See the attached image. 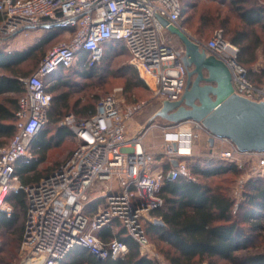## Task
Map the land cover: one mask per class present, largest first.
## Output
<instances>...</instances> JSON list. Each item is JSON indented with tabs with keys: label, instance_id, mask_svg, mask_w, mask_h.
<instances>
[{
	"label": "built area",
	"instance_id": "obj_1",
	"mask_svg": "<svg viewBox=\"0 0 264 264\" xmlns=\"http://www.w3.org/2000/svg\"><path fill=\"white\" fill-rule=\"evenodd\" d=\"M181 14L179 0H0V41L43 26L70 35L50 48L31 75L20 79L25 93L15 112L16 131L0 147V213L7 218L12 215L5 203L11 192L22 190L27 202L16 264H60L76 248L100 260L123 257L128 252L124 242L115 237L103 241L98 236L114 221L141 251H147L144 215L161 206L157 192L165 181L194 180L183 158L192 154L195 130L208 138L210 134L194 121L157 126L165 131L161 156L169 164L167 170L158 168L142 146L153 125L127 137L128 122L141 105L122 109L114 95L101 97L86 117L70 113L63 118L59 126L71 130L76 145L48 176L22 185L14 169L17 161L31 158L30 144L47 123L51 95L43 80L78 61L83 66L97 65L106 43L123 44L138 78L160 104L179 100L187 78L181 62L184 49L169 44L159 18L183 29ZM195 41L227 67L234 93L264 101V83L253 84L238 60V48L223 38L221 30L205 43ZM213 141L225 148L213 150L212 157L234 164L241 172L233 190L236 210L246 183L264 180V152H240L224 138Z\"/></svg>",
	"mask_w": 264,
	"mask_h": 264
},
{
	"label": "trees",
	"instance_id": "obj_2",
	"mask_svg": "<svg viewBox=\"0 0 264 264\" xmlns=\"http://www.w3.org/2000/svg\"><path fill=\"white\" fill-rule=\"evenodd\" d=\"M209 1L222 6L228 4L229 10L233 11L241 22V27L229 29L228 16L222 15L218 6L210 5L198 11V6L190 4L186 10L183 2L179 0L182 7L181 27L184 29L185 25L190 30L194 28L191 23L194 12L186 18L185 14L188 10L195 11V14H198V28L194 29V33L198 36H196L197 40L205 43L214 31L221 30L223 38L238 48V60L247 70L253 84L261 85L264 82L254 77L250 67L255 63L256 53L262 46V41L256 34L255 28L264 29V8L258 5L247 7L244 5L246 0ZM211 30L212 32L208 33ZM166 33L165 35H167ZM58 35L64 36V39L60 41H66L70 37L65 31L53 29L38 44L22 51L6 52L0 46V96H18H10L0 100V147L6 146L15 134V112L18 109L19 98L25 93V88L20 82L21 74L17 68L29 58L35 57L36 53L42 50L46 43ZM172 37L175 36L168 34L169 40ZM6 41L7 38L1 40V45H5ZM112 44L117 43L104 44V51L110 50ZM172 46L178 49L181 47V43L179 46ZM83 58L84 56H81L80 61ZM76 66L81 70L79 73L82 75L89 74V71L94 67L83 66L78 61L69 68L59 69L54 75L43 80L46 85V92L51 95V104L47 111V123H60L73 109L75 110L73 114L79 117H86L94 112L96 107L94 105L79 107V102H74L69 107L68 93L59 91V88L64 86L66 82L60 78H53L60 72ZM131 79L135 81L127 82L128 91L134 87L143 86L135 71L132 73ZM48 133L49 131L43 126L30 144L31 158H24L15 163V175L22 185L38 183L42 178L48 176L52 171L42 175L36 172L37 166L46 160L49 150L59 147L70 135L74 137L67 126L57 127L51 136H48ZM6 140H8L7 144H5ZM187 158H183V160L194 180L178 178L173 182H164L157 192L162 204L150 212L154 220H159L162 224L152 222L147 228L143 226L147 238L148 232L155 237L157 242L165 246L164 249H161V255L168 264H218L219 261L227 264H264V236L256 245L249 233L240 227V223H242L246 224L253 233L264 231V180L253 179L246 183L241 204L247 205L248 209L242 215V220H239L238 213L234 210L235 200L228 193V188L222 187L221 183H210L213 178L230 174L235 178V184L241 174L238 168L234 164L221 160L210 163L206 167L189 166ZM163 167L164 170H167L169 164L164 163ZM31 173L34 175L29 176ZM5 203L8 206L11 205L12 209L19 207L25 216L27 202L22 190L9 193ZM17 221L18 218L14 212L9 218L0 213V230L14 226ZM114 227H120V229L112 235ZM20 231L22 233L23 228ZM98 236L103 241L115 237L127 245L128 252L123 257L100 260L86 250L76 248L60 264H157L155 260L140 255L137 243L127 235L117 221L100 230Z\"/></svg>",
	"mask_w": 264,
	"mask_h": 264
},
{
	"label": "rangeland",
	"instance_id": "obj_3",
	"mask_svg": "<svg viewBox=\"0 0 264 264\" xmlns=\"http://www.w3.org/2000/svg\"><path fill=\"white\" fill-rule=\"evenodd\" d=\"M186 7L191 4L198 6V11L202 10L204 7L213 6L221 10L222 15L228 16L229 25L228 28L233 30L241 27V22L237 18L236 14L233 11H230L227 5L210 3L209 0H181ZM245 6H260L264 8V0H246ZM185 12V11H184ZM194 12V14H193ZM192 15V30L188 29L184 25V31L189 34L193 39L197 40L194 29L198 28L197 16L195 11L188 10L185 14V18L188 15ZM264 22V19H263ZM219 28V27H217ZM167 32V31H166ZM209 31L208 33H211ZM256 34L259 35L262 46L256 53V61L250 67L252 74L255 78L262 80L264 82V29L259 27L255 28ZM168 38V34L166 33ZM172 35V34H171ZM210 35V34H209ZM198 37V36H197ZM64 39L63 35H58L54 39L50 40L42 50L36 53L35 57L29 58L24 63H22L18 68L20 78L27 77L30 75L40 64L41 60L44 58L46 53L52 48L58 41ZM227 39V37H226ZM169 40V39H168ZM170 45L179 46L180 43L176 37H172L169 40ZM1 48L9 52L14 49L15 46L9 45H0ZM13 52V51H12ZM105 52V51H104ZM129 56L125 51L122 44H112V48L106 51L101 59V61L94 66L87 75H82L79 73L81 71L77 66L71 69L65 70L53 76V78H60L66 84L59 88L60 92L68 93V106L71 107L74 102H79V107L86 105H97L99 99L106 95H114L119 105L122 109H125L130 106L141 105V108L133 115L132 119L128 122V135H133L137 132L141 133L151 125L146 134V142H150V145L154 148L158 147L162 141V130L157 126H162L169 124L167 121L156 118L153 121H150L153 114L160 108L161 104L152 97L151 93L146 89V87H134L131 90H127V82H134L135 80L131 79L132 73L135 69L129 63ZM136 72V71H135ZM138 77V76H137ZM51 82V81H50ZM51 84V83H50ZM50 86V85H49ZM18 97L15 95H2L0 100H4L8 97ZM71 114L75 110L69 111ZM69 113V114H70ZM59 127L58 123H46L44 129L48 130V136H51L55 129ZM8 140H6L7 144ZM214 141L211 146H213ZM75 146V139L72 135L67 137L65 141L59 146L52 148L48 151L46 155V160L37 166V173L42 175L49 174L51 171L55 170L61 163H63L71 154ZM216 146V147H215ZM215 146L210 147L209 144L202 139L200 145L195 142L193 147V153L187 159V164L189 166L196 165L201 167H206L210 163L219 161L217 158L212 157V152L215 150L221 151L224 149V145L220 142L215 141ZM209 161V162H208ZM36 174V173H35ZM34 173H31L29 176H33ZM198 179V177H196ZM235 178L230 174L220 175L216 178L210 180V183H221L222 187L228 188V193L234 198L233 190L235 187L234 184ZM20 184H22L18 178ZM232 189V191H231ZM235 205H236V199ZM240 200L236 207V212L239 220H242L241 217L245 213V210L248 209L247 205H242ZM234 205V210H235ZM10 207H12L10 205ZM13 208V207H12ZM14 215L18 218L17 223L9 228H2L0 230V264H16L20 260V241L22 230L24 226V213L20 210L19 207L12 209ZM145 219L143 221V226L147 228L149 224L154 221V218L150 215V212L146 213ZM241 222V221H239ZM264 226V223H263ZM240 227L249 233V236L252 237L254 244L258 245L263 239L264 231L261 233H253L248 229L246 224L240 223ZM120 227H114L112 232H117ZM260 234V235H259ZM146 235V234H145ZM148 235V247L147 251H141L139 249L140 255L151 258L157 262V264H168L164 257L161 255V249H164L165 246L156 241L155 237L152 234ZM139 248V247H138ZM256 250V249H255ZM207 264V263H203ZM218 264H227L223 261H219Z\"/></svg>",
	"mask_w": 264,
	"mask_h": 264
},
{
	"label": "water",
	"instance_id": "obj_4",
	"mask_svg": "<svg viewBox=\"0 0 264 264\" xmlns=\"http://www.w3.org/2000/svg\"><path fill=\"white\" fill-rule=\"evenodd\" d=\"M159 20L184 49L181 62L187 78L180 99L163 101L150 121H194L210 134V145L214 138H224L240 152H264V101H252L234 93L231 75L223 62L207 55L183 29L170 25L164 18ZM172 165L177 166V161ZM153 222L162 224L159 220Z\"/></svg>",
	"mask_w": 264,
	"mask_h": 264
},
{
	"label": "crops",
	"instance_id": "obj_5",
	"mask_svg": "<svg viewBox=\"0 0 264 264\" xmlns=\"http://www.w3.org/2000/svg\"><path fill=\"white\" fill-rule=\"evenodd\" d=\"M0 20H1V16H0ZM51 30H53V29L49 28V27H45V26H43L39 29H28L25 32H22V33H19L17 35H14L12 37L7 38V41L4 44L9 45V46H15V48L10 50L9 52L22 51V50H25L31 46L38 44L41 40H43L47 36V33L51 32ZM64 35H66V34H64ZM0 45H1V43H0ZM139 132H137L133 135H128V131H127V137L128 138L133 137V136L139 134ZM147 133H148V131L145 133L144 137L142 138V146L147 152H149L153 155L156 167L162 168L164 166V159L161 156V151H162V147L165 143V134H164L165 131L162 130V132H161L162 141L159 144V146L156 148L152 147L150 145V142L145 141L146 140L145 137H146ZM195 133L197 134V138H196L195 142H197L198 145H200L202 139H204L209 144L208 137L204 133H202L198 130H195ZM209 146L212 147L210 144H209ZM213 146H215V142H214ZM193 147H194V145H193ZM224 148H225V146H224ZM191 153H193V148H192Z\"/></svg>",
	"mask_w": 264,
	"mask_h": 264
},
{
	"label": "flooded vegetation",
	"instance_id": "obj_6",
	"mask_svg": "<svg viewBox=\"0 0 264 264\" xmlns=\"http://www.w3.org/2000/svg\"><path fill=\"white\" fill-rule=\"evenodd\" d=\"M186 85V84H185Z\"/></svg>",
	"mask_w": 264,
	"mask_h": 264
}]
</instances>
